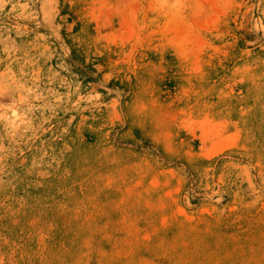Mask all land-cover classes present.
Returning <instances> with one entry per match:
<instances>
[{"label":"rangeland","instance_id":"374dc122","mask_svg":"<svg viewBox=\"0 0 264 264\" xmlns=\"http://www.w3.org/2000/svg\"><path fill=\"white\" fill-rule=\"evenodd\" d=\"M0 264H264V0H0Z\"/></svg>","mask_w":264,"mask_h":264}]
</instances>
